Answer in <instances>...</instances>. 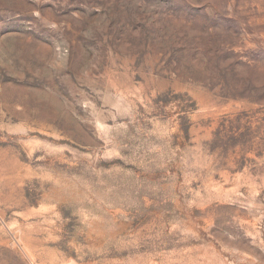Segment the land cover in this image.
Segmentation results:
<instances>
[{"label":"rangeland","instance_id":"obj_1","mask_svg":"<svg viewBox=\"0 0 264 264\" xmlns=\"http://www.w3.org/2000/svg\"><path fill=\"white\" fill-rule=\"evenodd\" d=\"M0 264H264V0H0Z\"/></svg>","mask_w":264,"mask_h":264}]
</instances>
